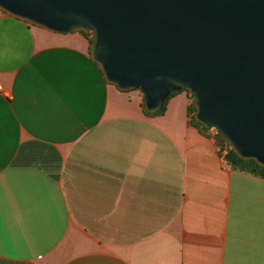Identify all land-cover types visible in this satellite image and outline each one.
<instances>
[{
    "label": "crops",
    "instance_id": "0c3cea01",
    "mask_svg": "<svg viewBox=\"0 0 264 264\" xmlns=\"http://www.w3.org/2000/svg\"><path fill=\"white\" fill-rule=\"evenodd\" d=\"M88 45L0 11V264H264V178L186 92L148 116Z\"/></svg>",
    "mask_w": 264,
    "mask_h": 264
},
{
    "label": "water",
    "instance_id": "95a60500",
    "mask_svg": "<svg viewBox=\"0 0 264 264\" xmlns=\"http://www.w3.org/2000/svg\"><path fill=\"white\" fill-rule=\"evenodd\" d=\"M0 11L90 33L103 80L137 89L147 112L185 89L196 121L264 167V0H0Z\"/></svg>",
    "mask_w": 264,
    "mask_h": 264
},
{
    "label": "trees",
    "instance_id": "16d2710c",
    "mask_svg": "<svg viewBox=\"0 0 264 264\" xmlns=\"http://www.w3.org/2000/svg\"><path fill=\"white\" fill-rule=\"evenodd\" d=\"M79 33H81L83 36H85L87 38L88 44L90 42V33H85L82 31H79ZM187 93L188 98L191 99L190 94L185 90H181ZM175 94V92H171L162 102L160 108L154 112H147L144 109L143 106V101H142V96L140 98V107L142 109V112L148 116H152V115H159L161 113H163L164 109H165V104L167 99L171 96ZM188 114H189V123L194 126L200 133L212 137V139L214 140V142L216 143L217 146H225V153L221 156V158L223 159V161L229 165L232 168H236L238 170L250 173L252 175L264 178V167L258 165L256 162H254V160L249 159V160H244L241 159L239 157H237L227 146L226 142L223 139H218L216 136V133L213 132V134H210V130H212L211 128H206L204 127L202 124H200L198 121H196L193 118V109L191 108L190 102L188 104Z\"/></svg>",
    "mask_w": 264,
    "mask_h": 264
},
{
    "label": "built area",
    "instance_id": "2783aa9c",
    "mask_svg": "<svg viewBox=\"0 0 264 264\" xmlns=\"http://www.w3.org/2000/svg\"><path fill=\"white\" fill-rule=\"evenodd\" d=\"M218 152H219V155L220 157L225 153V146H218Z\"/></svg>",
    "mask_w": 264,
    "mask_h": 264
},
{
    "label": "rangeland",
    "instance_id": "374dc122",
    "mask_svg": "<svg viewBox=\"0 0 264 264\" xmlns=\"http://www.w3.org/2000/svg\"><path fill=\"white\" fill-rule=\"evenodd\" d=\"M209 132H210V134L212 135V134H213V132H215V130H214V129H212V130H210Z\"/></svg>",
    "mask_w": 264,
    "mask_h": 264
}]
</instances>
